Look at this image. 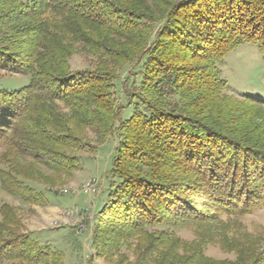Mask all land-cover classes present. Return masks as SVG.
<instances>
[{
	"label": "trees",
	"instance_id": "obj_1",
	"mask_svg": "<svg viewBox=\"0 0 264 264\" xmlns=\"http://www.w3.org/2000/svg\"><path fill=\"white\" fill-rule=\"evenodd\" d=\"M242 45L264 60V0H0V70L28 78L0 91V144L14 154L0 169V190L45 203L19 161L69 177L81 169L76 154L96 149L82 134L92 128L99 144L116 142L92 235L98 257L149 228L264 209V100L229 94L219 70ZM78 53L96 59L94 69L72 71ZM126 66L137 71L123 86L133 106L123 118L115 89ZM0 216V263L64 264L20 232L12 207ZM197 255L181 264H201Z\"/></svg>",
	"mask_w": 264,
	"mask_h": 264
},
{
	"label": "rangeland",
	"instance_id": "obj_2",
	"mask_svg": "<svg viewBox=\"0 0 264 264\" xmlns=\"http://www.w3.org/2000/svg\"><path fill=\"white\" fill-rule=\"evenodd\" d=\"M95 65L96 59L81 53L69 60L72 71L92 70ZM219 70L221 79L227 82L229 94L264 100V60L255 46L238 47L227 55ZM136 71L126 66L118 73L115 97L118 104L126 107L123 118L133 111V106H126L123 86L130 85ZM27 84L28 78L0 70V91L18 90ZM61 110L67 112L62 105ZM82 134L89 147L96 149L76 154L81 169L69 177L57 175L30 158L19 161L17 166L23 173L33 172L31 175L36 181L28 185L44 195L45 203L28 205L0 190V207L8 205L15 210L20 232L27 233L40 245L60 252L64 264H90V259L92 264H181L184 260H195L198 253L201 264H252L256 257L264 258V209L243 218L222 217L221 222L176 229L149 228L147 235H135L112 250L107 246L101 257L96 256L92 235L97 213L107 199V179L116 142L114 137H109L99 144L92 128H85ZM13 155L9 147L0 144V169L5 168L6 159ZM91 181L96 184V192L83 194V187ZM160 233H172L173 238L155 243L153 239ZM148 249L152 251L148 252ZM174 257L176 259L172 261ZM0 264L20 263L6 261Z\"/></svg>",
	"mask_w": 264,
	"mask_h": 264
},
{
	"label": "built area",
	"instance_id": "obj_3",
	"mask_svg": "<svg viewBox=\"0 0 264 264\" xmlns=\"http://www.w3.org/2000/svg\"><path fill=\"white\" fill-rule=\"evenodd\" d=\"M96 192V184L94 181L88 182L85 187H83V194L88 195ZM71 214H74L71 212Z\"/></svg>",
	"mask_w": 264,
	"mask_h": 264
}]
</instances>
